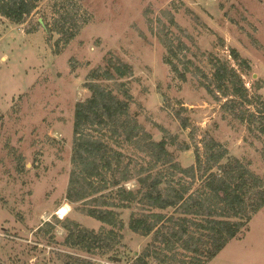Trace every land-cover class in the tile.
Masks as SVG:
<instances>
[{
	"label": "rangeland",
	"instance_id": "obj_1",
	"mask_svg": "<svg viewBox=\"0 0 264 264\" xmlns=\"http://www.w3.org/2000/svg\"><path fill=\"white\" fill-rule=\"evenodd\" d=\"M69 14L79 32L65 43L55 28L66 19L69 25ZM180 43L186 46L180 49ZM232 49L247 60V71ZM215 57L238 69L250 96L264 99V0H41L21 24L0 14V264H66V255L95 264H133L152 241L129 227L131 216L143 210L137 204L118 208L124 223L121 262L66 246L67 231L60 224L50 233L36 231L56 219L96 231L103 227L67 201L66 193L75 104L90 95L85 81L92 70L107 67L111 59L126 61L134 73L102 83L120 97V83H126L133 115L155 140L172 141L169 150L184 167L196 162V147L203 153V139L210 136L264 180V135L223 111L232 96L217 92L218 100L205 86L213 79ZM185 145L190 149H180ZM126 150L132 152L130 146ZM201 185L198 180L193 189ZM63 205L68 211L61 216ZM207 264H264V207L244 235Z\"/></svg>",
	"mask_w": 264,
	"mask_h": 264
},
{
	"label": "trees",
	"instance_id": "obj_2",
	"mask_svg": "<svg viewBox=\"0 0 264 264\" xmlns=\"http://www.w3.org/2000/svg\"><path fill=\"white\" fill-rule=\"evenodd\" d=\"M40 2L0 0V14L21 24ZM68 17L69 25L66 19L55 28L65 43L79 32L73 16ZM166 43L176 56L172 39ZM185 46L180 43L177 47ZM232 56L242 70L250 68L236 49H232ZM168 62L181 78L187 79L176 63ZM188 62L184 61L187 68ZM211 63L213 79L205 84L208 91L218 100L217 92L222 97L232 96L223 103V111L264 135L262 95L250 96L241 73L230 61L215 57ZM133 73L132 66L121 59H111L105 68H95L85 81L90 95L77 101L74 109L66 199L103 227L96 231L76 221L56 219L55 223L44 222L36 231L50 233L60 224L67 231L66 246L121 262L118 250L124 223L118 208L137 204L143 210L131 216L129 227L143 236H152V241L133 264H207L230 240L241 238L252 216L264 207V180L210 136L203 139V153L196 147V162L184 167L169 150L172 141L166 137L155 140L133 115V95L126 83H120L123 97L102 83L125 79ZM253 104L254 111L245 108ZM181 125L186 128L188 122L182 120ZM127 146L132 148L131 153ZM180 149L189 150L190 146ZM132 180L137 185L128 188L126 184ZM198 180L202 181L201 188L193 189ZM170 210L173 212L169 214ZM66 264L95 263L81 255H66Z\"/></svg>",
	"mask_w": 264,
	"mask_h": 264
},
{
	"label": "bare ground",
	"instance_id": "obj_3",
	"mask_svg": "<svg viewBox=\"0 0 264 264\" xmlns=\"http://www.w3.org/2000/svg\"><path fill=\"white\" fill-rule=\"evenodd\" d=\"M68 211V205H63L59 208V211L58 213L61 215V216H64V214H66Z\"/></svg>",
	"mask_w": 264,
	"mask_h": 264
},
{
	"label": "built area",
	"instance_id": "obj_4",
	"mask_svg": "<svg viewBox=\"0 0 264 264\" xmlns=\"http://www.w3.org/2000/svg\"><path fill=\"white\" fill-rule=\"evenodd\" d=\"M104 264H114V263H107V262H104Z\"/></svg>",
	"mask_w": 264,
	"mask_h": 264
}]
</instances>
